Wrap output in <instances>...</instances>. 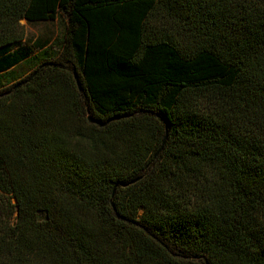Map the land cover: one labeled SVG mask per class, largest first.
I'll use <instances>...</instances> for the list:
<instances>
[{"label": "trees", "instance_id": "obj_1", "mask_svg": "<svg viewBox=\"0 0 264 264\" xmlns=\"http://www.w3.org/2000/svg\"><path fill=\"white\" fill-rule=\"evenodd\" d=\"M0 95V264H264V0H0Z\"/></svg>", "mask_w": 264, "mask_h": 264}, {"label": "rangeland", "instance_id": "obj_2", "mask_svg": "<svg viewBox=\"0 0 264 264\" xmlns=\"http://www.w3.org/2000/svg\"><path fill=\"white\" fill-rule=\"evenodd\" d=\"M21 23L24 24L26 28V41H28V43H32V46H37V41H39V43L49 42V44H56L55 38L62 36L65 31V17L62 15L57 16L54 20L37 23H28L23 19L21 20ZM49 47H51V45ZM41 49L42 48L39 49L38 47H36L33 50V54H35L36 57L42 58L44 53ZM55 49V51H57L58 47H56ZM38 63L39 60L35 58L30 63L28 62L22 65L21 69H17L12 74V76H10V78L8 79L7 87L12 86L13 84L20 81L26 74H28L33 68H35Z\"/></svg>", "mask_w": 264, "mask_h": 264}, {"label": "water", "instance_id": "obj_3", "mask_svg": "<svg viewBox=\"0 0 264 264\" xmlns=\"http://www.w3.org/2000/svg\"><path fill=\"white\" fill-rule=\"evenodd\" d=\"M45 64H47V63H45ZM49 64H50V63H49ZM75 78H76V80H77V84H78L80 90H82V85H81V82H80V80H79L78 75L76 74V72H75ZM18 86H19V85H18ZM0 96H1V95H0ZM113 119H114V118H113ZM113 119H111V120H113ZM89 120H90L91 122L98 123V124H100L101 126H103V125L106 124V123H103V122H100V121L95 120V119L92 118L91 116L89 117ZM111 120H109V121H111ZM133 182H135V181H133Z\"/></svg>", "mask_w": 264, "mask_h": 264}, {"label": "crops", "instance_id": "obj_4", "mask_svg": "<svg viewBox=\"0 0 264 264\" xmlns=\"http://www.w3.org/2000/svg\"><path fill=\"white\" fill-rule=\"evenodd\" d=\"M24 43H25L26 45H28V46H29V45H32V43H28V41H26V40H25V42H24ZM34 56H36V55H35V54H32V56H31V57H34ZM3 73H4V72H3ZM1 75H2V74H1Z\"/></svg>", "mask_w": 264, "mask_h": 264}]
</instances>
